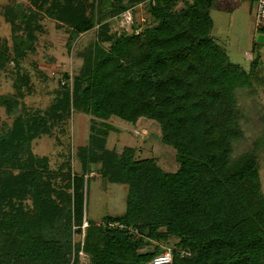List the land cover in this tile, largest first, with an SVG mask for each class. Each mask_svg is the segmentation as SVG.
<instances>
[{"label": "trees", "instance_id": "1", "mask_svg": "<svg viewBox=\"0 0 264 264\" xmlns=\"http://www.w3.org/2000/svg\"><path fill=\"white\" fill-rule=\"evenodd\" d=\"M215 2L11 0L0 8L12 38L9 46L0 36V68L12 64L15 89L0 94V105L14 114L0 130V264H79L81 249L88 264H152L167 247L172 259L166 264H264L257 155H232L241 133L235 89L264 78L254 46L264 44V32L247 68L232 61L213 35ZM129 7L134 23L123 31L113 19ZM45 18L72 40L96 31L78 52V71L63 73L51 103L30 111L22 99L33 85L22 62L35 51ZM38 75L46 78L41 70ZM73 111L91 116L87 143L75 152L78 171L70 152L50 169L31 143ZM111 117L132 125L140 118L156 122L161 143L175 150L177 168L137 156L133 146L107 147L115 130ZM96 164L105 182L126 187L125 208L87 221L82 241H74Z\"/></svg>", "mask_w": 264, "mask_h": 264}, {"label": "rangeland", "instance_id": "2", "mask_svg": "<svg viewBox=\"0 0 264 264\" xmlns=\"http://www.w3.org/2000/svg\"><path fill=\"white\" fill-rule=\"evenodd\" d=\"M11 0H0V8ZM26 1V0H16ZM256 1L247 0H216L211 9L213 19V35L216 41L227 51L234 62L247 68L254 57L251 47L256 42L260 31L255 26ZM138 20L143 15L141 7H136ZM44 27L37 34L34 52H29L22 62V67L30 72L33 90L25 93L22 102L30 110L46 108L53 98V90L62 85L63 73L72 77L79 69L82 59L78 54L88 43L94 40L96 28L81 34L72 40L66 30L57 29L51 19L42 21ZM0 36L12 44L10 25L0 14ZM72 43L68 51L67 42ZM255 49L261 54L260 71L264 72V44L255 43ZM253 46V47H254ZM36 64V65H35ZM12 64L0 68V94L15 92L12 85ZM35 65V66H34ZM43 71L45 79L38 75ZM264 78H256L249 87H236L235 95L239 107L241 124L240 135L233 140L232 155L237 156L245 151H255L257 155L261 190L264 195ZM14 114H9L0 105V130L11 125ZM91 116L83 112L73 111L70 118L55 125L51 134H42L31 143L32 151L48 160V167L56 169L71 153V165L74 172L78 171L76 149L87 143ZM115 130L109 132L106 145L121 151L124 146L136 148V155L141 157L154 156L168 171L177 168L175 150L160 141V129L156 122L140 118L137 124L119 118L107 120ZM99 165L93 166L85 200V215L81 233L74 234V241H82L87 221L100 222L105 215H115L125 208L126 187L124 185L105 182L98 173ZM66 186H63V188ZM85 191V189H84ZM79 264H88L87 255L78 257Z\"/></svg>", "mask_w": 264, "mask_h": 264}, {"label": "built area", "instance_id": "3", "mask_svg": "<svg viewBox=\"0 0 264 264\" xmlns=\"http://www.w3.org/2000/svg\"><path fill=\"white\" fill-rule=\"evenodd\" d=\"M152 4H154V0H149ZM253 1V0H247ZM256 1V11H255V26L256 28H260L264 26V0H255ZM115 25L118 29L123 31H128L131 25L134 23V8L129 7L122 12H120L114 19ZM141 21H144V18H141ZM64 83V81H62ZM87 224V223H85ZM116 223H111L114 225ZM79 256H83V250H79ZM182 254H188L186 251H182ZM172 259V252L169 247L165 248L160 254L155 255L152 258V264H166L169 263Z\"/></svg>", "mask_w": 264, "mask_h": 264}, {"label": "crops", "instance_id": "4", "mask_svg": "<svg viewBox=\"0 0 264 264\" xmlns=\"http://www.w3.org/2000/svg\"><path fill=\"white\" fill-rule=\"evenodd\" d=\"M255 11H256V9H255ZM261 28H263V31H264V26H262ZM258 36H259V35H258ZM258 36H257V37H258ZM259 39H260V38H259Z\"/></svg>", "mask_w": 264, "mask_h": 264}]
</instances>
